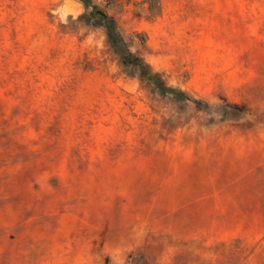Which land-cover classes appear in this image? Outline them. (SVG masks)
Returning <instances> with one entry per match:
<instances>
[{
	"label": "rangeland",
	"instance_id": "1",
	"mask_svg": "<svg viewBox=\"0 0 264 264\" xmlns=\"http://www.w3.org/2000/svg\"><path fill=\"white\" fill-rule=\"evenodd\" d=\"M0 0V264H264V0Z\"/></svg>",
	"mask_w": 264,
	"mask_h": 264
},
{
	"label": "trees",
	"instance_id": "2",
	"mask_svg": "<svg viewBox=\"0 0 264 264\" xmlns=\"http://www.w3.org/2000/svg\"><path fill=\"white\" fill-rule=\"evenodd\" d=\"M79 2H81L87 11H89L90 20H88V23H90L93 19L95 21V26H101L106 29L108 43L114 52L117 53L126 64H130L138 68L141 72L142 79L145 82L157 88L162 95L170 96L181 101L192 102L196 106L201 105L200 102L193 100L182 91L167 89L160 76L154 73L148 64L140 58L133 56L125 47L120 35L117 33L113 20L105 13V11L93 5L91 0H79Z\"/></svg>",
	"mask_w": 264,
	"mask_h": 264
}]
</instances>
